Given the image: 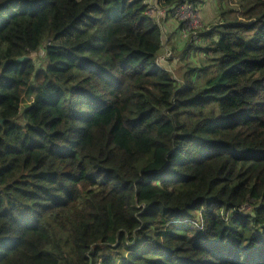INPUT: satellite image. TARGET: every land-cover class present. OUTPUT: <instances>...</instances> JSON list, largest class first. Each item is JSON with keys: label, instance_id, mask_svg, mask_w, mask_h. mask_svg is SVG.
Returning a JSON list of instances; mask_svg holds the SVG:
<instances>
[{"label": "trees", "instance_id": "16d2710c", "mask_svg": "<svg viewBox=\"0 0 264 264\" xmlns=\"http://www.w3.org/2000/svg\"><path fill=\"white\" fill-rule=\"evenodd\" d=\"M231 3L178 84L151 0H0V264H264V0Z\"/></svg>", "mask_w": 264, "mask_h": 264}, {"label": "rangeland", "instance_id": "374dc122", "mask_svg": "<svg viewBox=\"0 0 264 264\" xmlns=\"http://www.w3.org/2000/svg\"><path fill=\"white\" fill-rule=\"evenodd\" d=\"M231 1L233 2V0H223L221 5L215 0L210 4V13L208 8L204 9V11H200L201 9L199 8V11H197L187 6L175 12L176 15H174L169 14L168 10L157 8L153 5L149 6L147 15L154 19L163 34L164 48L159 57V64L167 71H171L178 84L184 82V75L189 68H203L204 59H199V56L190 54V50L200 42V33H207L217 24L221 9H235V5ZM204 17L208 21L207 23H205ZM182 22H188L190 25L189 30H193L187 36L185 32H180ZM176 34H178V41L173 42V36ZM31 56L34 61L36 60L40 64L43 62L42 56H44V53Z\"/></svg>", "mask_w": 264, "mask_h": 264}, {"label": "crops", "instance_id": "0c3cea01", "mask_svg": "<svg viewBox=\"0 0 264 264\" xmlns=\"http://www.w3.org/2000/svg\"><path fill=\"white\" fill-rule=\"evenodd\" d=\"M214 1L213 0H205V5H203L202 6V8H201V10L200 11H204V9H206V8H208V10H209V13H210V4H212ZM150 5H153V6H155V4H154V1L153 0H151V4ZM204 20H205V23H207L208 21L205 19V17H204ZM180 33V32H179ZM180 36V35H179ZM176 41H178V34H176V35H174L173 36V42H176Z\"/></svg>", "mask_w": 264, "mask_h": 264}, {"label": "built area", "instance_id": "2783aa9c", "mask_svg": "<svg viewBox=\"0 0 264 264\" xmlns=\"http://www.w3.org/2000/svg\"><path fill=\"white\" fill-rule=\"evenodd\" d=\"M184 7H187V6H183V7L179 8V9L174 10V15H176L175 12H177L178 10H180V9H182V8H184ZM188 7H189V6H188ZM190 8H191V7H190ZM191 9H192V8H191ZM192 10H193V9H192ZM182 24H183V26H184L182 32H185L186 36H187L191 31H193V30H189L190 25L188 24V22H182Z\"/></svg>", "mask_w": 264, "mask_h": 264}, {"label": "water", "instance_id": "95a60500", "mask_svg": "<svg viewBox=\"0 0 264 264\" xmlns=\"http://www.w3.org/2000/svg\"><path fill=\"white\" fill-rule=\"evenodd\" d=\"M26 60H34V58H33L32 56H30V57H23V58H19V59L17 60V62H18V63H21V62H24V61H26Z\"/></svg>", "mask_w": 264, "mask_h": 264}]
</instances>
